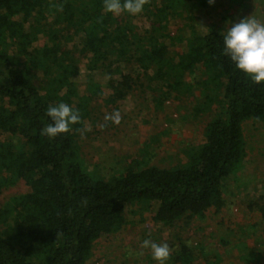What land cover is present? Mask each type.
I'll use <instances>...</instances> for the list:
<instances>
[{
    "label": "trees",
    "instance_id": "16d2710c",
    "mask_svg": "<svg viewBox=\"0 0 264 264\" xmlns=\"http://www.w3.org/2000/svg\"><path fill=\"white\" fill-rule=\"evenodd\" d=\"M209 5L151 0L139 15L116 16L105 12L104 0H0V134L19 141H0V192L18 179L30 187L0 208V264H86L99 239L128 224L127 207L173 227L185 218L203 219L211 209L220 213L231 177L245 185L243 123H264V83H254L223 54V28L212 24L201 32L193 25L188 35L173 28L184 14L195 23L194 11ZM140 15L149 22L142 34L133 21ZM41 38L48 40L39 44ZM68 41L75 42L72 51L64 45ZM181 47V53L174 50ZM77 55H91L84 96L73 81L80 74ZM199 68L203 79L188 81ZM95 75L109 78L111 104L142 81L158 107L172 97H195L194 117L215 112L204 143L188 148L187 162L173 168L137 163L109 179L96 175L77 147V129L103 94ZM61 102L78 110L83 123L55 138L41 135L52 123L48 107ZM248 207L264 219L263 195ZM221 242L246 264L264 263L261 251H252L240 237L236 244ZM214 253L202 243L182 242L169 262L221 264L220 253Z\"/></svg>",
    "mask_w": 264,
    "mask_h": 264
},
{
    "label": "rangeland",
    "instance_id": "374dc122",
    "mask_svg": "<svg viewBox=\"0 0 264 264\" xmlns=\"http://www.w3.org/2000/svg\"><path fill=\"white\" fill-rule=\"evenodd\" d=\"M194 13L195 23L190 21L188 14L177 19L173 27L176 33L180 34L183 30V35H188L193 25L204 32L212 24L226 32L233 23L249 15L264 19V0H215L204 11L200 9ZM133 21L141 34L149 27L148 20L141 15ZM68 33L72 32H66L65 35ZM47 40L41 38L38 43L43 44ZM74 44L73 41L64 43L66 49L71 51ZM183 48L174 50L181 53ZM90 56L84 58L77 55L80 74L73 81L77 82L81 96L88 94L87 65ZM188 77V81H201L203 74L199 68ZM94 79L101 85L103 94L91 102V116L85 121V125L91 126V131L83 135L79 133L77 147L85 166L96 175L109 179L137 163L141 167L173 168L187 162L188 148L204 143L205 127L215 112L194 117L195 97H172L158 107L156 95L142 81L144 85H135L124 100L111 104L108 101L114 92L109 85V78L95 75ZM115 111H119L122 117L119 125L105 120L106 115ZM243 132L247 157L241 179L245 185L239 184L237 176L227 180L224 188L227 206L220 213L211 209L203 219L185 218L169 227L155 224L148 211L141 213L137 212L138 207H127L128 224L120 232L99 239L86 264H158L152 258L150 249L140 247L145 239L157 244L167 243L173 252L181 247L182 242L188 245L190 242V246L202 243L209 252L220 253L221 264H246L236 250L228 251L229 247L222 245V238L236 244L240 237L252 251H261L264 255V219L259 212H252L248 207L250 202L264 196V123L247 120L243 123ZM0 141L19 142L17 137L10 134H0ZM28 192L30 187L22 179L5 186L0 192V208L12 198ZM166 264H171V261L168 260ZM198 264L205 263L201 261Z\"/></svg>",
    "mask_w": 264,
    "mask_h": 264
},
{
    "label": "clouds",
    "instance_id": "9594fccd",
    "mask_svg": "<svg viewBox=\"0 0 264 264\" xmlns=\"http://www.w3.org/2000/svg\"><path fill=\"white\" fill-rule=\"evenodd\" d=\"M150 2L151 0H104V10L116 16L124 12L135 16L142 13L144 6ZM208 2L211 5L215 0ZM57 8L63 11V5H58ZM223 42V54L231 59L236 68L244 72L254 83H264V19H258L254 15L240 19L227 28ZM46 115L52 123L41 129V135L49 138L68 133L72 130V125L83 123L79 111L62 102L50 105ZM121 119L119 111L105 116V120H111L116 125L120 124ZM77 131L83 135L91 131V126L85 125ZM188 243L190 245V242ZM140 247L150 249L152 258L158 264H166L173 252L167 243L157 244L150 239H145Z\"/></svg>",
    "mask_w": 264,
    "mask_h": 264
}]
</instances>
